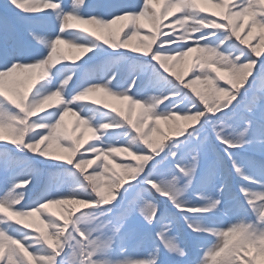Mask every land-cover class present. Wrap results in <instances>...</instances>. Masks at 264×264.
<instances>
[{
    "label": "snow or ice",
    "instance_id": "obj_1",
    "mask_svg": "<svg viewBox=\"0 0 264 264\" xmlns=\"http://www.w3.org/2000/svg\"><path fill=\"white\" fill-rule=\"evenodd\" d=\"M0 264H264V0H3Z\"/></svg>",
    "mask_w": 264,
    "mask_h": 264
},
{
    "label": "trees",
    "instance_id": "obj_2",
    "mask_svg": "<svg viewBox=\"0 0 264 264\" xmlns=\"http://www.w3.org/2000/svg\"><path fill=\"white\" fill-rule=\"evenodd\" d=\"M210 7V6H209ZM193 56L195 55V53H193L192 54ZM109 102L111 103V104H114V105H117V106H119V105H121V104H126V102H121V101H114V100H109ZM69 123V122H68ZM69 125H71V123H69ZM161 127H162V129L165 131V132H167L168 131V128H167V126L164 124V122H161ZM88 134L87 133H85V136H87ZM28 219V222H31L32 220H34L33 218H27Z\"/></svg>",
    "mask_w": 264,
    "mask_h": 264
},
{
    "label": "rangeland",
    "instance_id": "obj_3",
    "mask_svg": "<svg viewBox=\"0 0 264 264\" xmlns=\"http://www.w3.org/2000/svg\"><path fill=\"white\" fill-rule=\"evenodd\" d=\"M73 119V118H72Z\"/></svg>",
    "mask_w": 264,
    "mask_h": 264
}]
</instances>
